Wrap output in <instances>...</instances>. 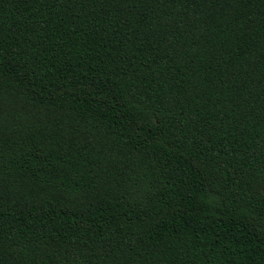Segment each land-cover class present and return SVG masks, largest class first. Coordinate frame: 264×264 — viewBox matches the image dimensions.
<instances>
[{"label":"trees","instance_id":"16d2710c","mask_svg":"<svg viewBox=\"0 0 264 264\" xmlns=\"http://www.w3.org/2000/svg\"><path fill=\"white\" fill-rule=\"evenodd\" d=\"M0 264H264V0H0Z\"/></svg>","mask_w":264,"mask_h":264}]
</instances>
